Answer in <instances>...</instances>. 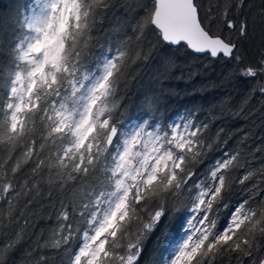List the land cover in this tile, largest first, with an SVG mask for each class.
<instances>
[{
  "label": "snow or ice",
  "instance_id": "snow-or-ice-1",
  "mask_svg": "<svg viewBox=\"0 0 264 264\" xmlns=\"http://www.w3.org/2000/svg\"><path fill=\"white\" fill-rule=\"evenodd\" d=\"M246 5L210 0L205 11L200 0H136L126 5L130 20L91 61L92 33L117 6L113 0H34L21 12L0 65V150L10 154L0 169V201L9 205L7 226L0 210V264L23 238L22 231H11L13 204L37 187L45 169L59 187L83 182L57 215L53 245L64 250L66 264H140L169 199L187 202L162 264H217L235 252L247 258L238 264H264L257 255L264 249V199H257L264 197V176L246 184L264 167H245L231 180L244 165L239 153L225 151L199 172L196 165L213 145L209 124L195 110L168 123L116 117L115 100L133 53L137 60L155 54L170 63L166 49L186 48L197 57L235 61L242 78L257 81L253 94L264 97V51L258 63L244 64L231 38L232 32L242 40L249 35V21L234 14ZM259 17L264 24V0ZM11 159L16 163L9 174ZM25 167L31 175H21ZM236 183L247 194L229 203Z\"/></svg>",
  "mask_w": 264,
  "mask_h": 264
},
{
  "label": "trees",
  "instance_id": "trees-1",
  "mask_svg": "<svg viewBox=\"0 0 264 264\" xmlns=\"http://www.w3.org/2000/svg\"><path fill=\"white\" fill-rule=\"evenodd\" d=\"M117 5L111 11L103 14L97 21V27L91 36L89 61L98 54L101 46L107 48L108 43L117 34L121 25L127 23L133 11L126 5L136 3V0H113ZM206 11L210 0H200ZM214 2V0H212ZM34 0H0V65L6 61L8 48L6 41L12 33L15 22L20 14ZM261 0H247L243 12L234 13L242 21H249V35L241 39L237 32L231 33L233 42L239 45L238 54L244 64H256L260 53L264 51V24L260 23ZM219 25H213V31ZM224 35H229L225 32ZM147 52L148 49H145ZM171 57L170 63L162 62L155 54L147 59H136L133 53L125 69L119 95L116 97L118 111L117 119L140 122L153 118L161 123H168L177 114L195 110L198 119L209 124L207 137L213 147L207 157L196 168L203 173L214 158H219L225 151L239 153L240 164L232 172L231 180H238L245 167L259 170L264 167V97L253 94L255 79H245L239 75V65L235 61L223 58L213 59L210 56H195L186 48L165 50ZM264 82V76L260 77ZM22 153H17V158ZM10 154L0 150V169H3ZM16 159L7 164L8 173ZM0 175L3 172L0 171ZM21 175H31V167H25ZM264 176L257 175L246 181L249 187ZM16 182V181H14ZM22 183V180H19ZM37 187L30 193L21 196L13 204L15 223L11 231H22L23 238L16 249L7 256V264H66V254L63 249L53 245L54 236L59 230L57 215L61 203L70 205L73 195L81 189V181L69 180L64 187H59L56 177L49 179V172L44 170L42 176L34 181ZM243 187L235 184L233 192L227 198L231 203L247 193H241ZM264 187V185H261ZM264 199V197H257ZM182 200L177 203L169 199L167 213L145 240V251L140 264H162V256L168 241L177 235L184 214ZM8 202L0 201L4 224L7 226ZM179 209V210H178ZM226 216H222L225 219ZM144 216L143 221L147 222ZM135 227L133 231H135ZM5 232H0V240ZM230 259L225 257L217 264H238L247 260L242 252L230 253ZM259 259L264 257V249L257 254ZM43 258V259H41Z\"/></svg>",
  "mask_w": 264,
  "mask_h": 264
},
{
  "label": "water",
  "instance_id": "water-1",
  "mask_svg": "<svg viewBox=\"0 0 264 264\" xmlns=\"http://www.w3.org/2000/svg\"><path fill=\"white\" fill-rule=\"evenodd\" d=\"M190 51V50H189ZM191 52V51H190ZM262 259H264V257L262 258Z\"/></svg>",
  "mask_w": 264,
  "mask_h": 264
}]
</instances>
